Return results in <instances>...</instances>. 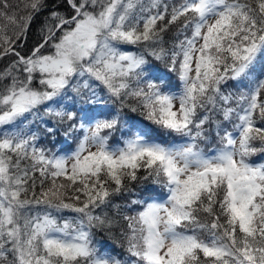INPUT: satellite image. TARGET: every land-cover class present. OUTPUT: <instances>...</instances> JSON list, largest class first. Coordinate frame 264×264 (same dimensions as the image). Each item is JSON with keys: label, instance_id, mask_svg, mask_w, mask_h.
Here are the masks:
<instances>
[{"label": "snow or ice", "instance_id": "1", "mask_svg": "<svg viewBox=\"0 0 264 264\" xmlns=\"http://www.w3.org/2000/svg\"><path fill=\"white\" fill-rule=\"evenodd\" d=\"M3 61L0 264H264V0H0Z\"/></svg>", "mask_w": 264, "mask_h": 264}, {"label": "trees", "instance_id": "2", "mask_svg": "<svg viewBox=\"0 0 264 264\" xmlns=\"http://www.w3.org/2000/svg\"><path fill=\"white\" fill-rule=\"evenodd\" d=\"M13 2H14V0H13ZM165 2L172 4V3H179L180 0H165ZM33 27L35 28V25ZM173 31H175V29H173ZM168 36L170 37L171 36V33H169ZM28 47H31V39L29 40ZM129 48L131 50V46H129ZM6 63H7V61L0 62V68H3ZM172 77L175 80V74H172ZM127 119H128V125L129 126L130 125H135V127L132 128V131L133 132L140 131L141 129H143L144 131L148 132L151 135H157V134H160L161 133V130L158 129L156 125H154L150 121L146 120L145 117L142 116L139 112H136V113L127 112ZM125 130H127V129H125ZM213 138H215L214 135H213L212 139ZM58 147H65V146L64 145H58ZM142 186L143 185L137 184L134 187L138 191L139 188L142 187ZM153 187H157V190H160L159 189V186H153ZM132 198H135V196H133ZM114 203H116V204H123V203H125V201L123 199H121V198H115L114 199ZM108 211L111 213V212L114 211V209H108ZM65 215H69V214L68 213H65ZM99 238L100 237H98V239ZM103 239L106 242L110 243L111 244V247L113 249H115L116 251H119V248H118L117 244L115 242L108 241V237L106 235L103 236Z\"/></svg>", "mask_w": 264, "mask_h": 264}, {"label": "rangeland", "instance_id": "3", "mask_svg": "<svg viewBox=\"0 0 264 264\" xmlns=\"http://www.w3.org/2000/svg\"><path fill=\"white\" fill-rule=\"evenodd\" d=\"M213 135H214V134H213ZM216 142H217V141H216V138H213V139H212V145H215ZM210 146H211V145H210Z\"/></svg>", "mask_w": 264, "mask_h": 264}]
</instances>
